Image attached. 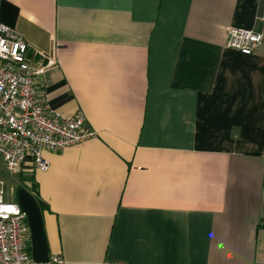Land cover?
Listing matches in <instances>:
<instances>
[{"label": "crops", "instance_id": "1", "mask_svg": "<svg viewBox=\"0 0 264 264\" xmlns=\"http://www.w3.org/2000/svg\"><path fill=\"white\" fill-rule=\"evenodd\" d=\"M261 7L0 0V23L54 53L39 99L96 133L44 151L47 171L0 159L35 264H264V46H225Z\"/></svg>", "mask_w": 264, "mask_h": 264}, {"label": "built area", "instance_id": "2", "mask_svg": "<svg viewBox=\"0 0 264 264\" xmlns=\"http://www.w3.org/2000/svg\"><path fill=\"white\" fill-rule=\"evenodd\" d=\"M257 20L259 30L228 27L225 46L245 55L264 46V0ZM54 57L32 49L16 29L0 23V159L9 174L28 161L47 171L44 151L61 152L96 136L81 110L62 115L39 99L37 81ZM4 193L0 179V264H35L28 253L26 213L17 202H5ZM49 264L63 260L53 256Z\"/></svg>", "mask_w": 264, "mask_h": 264}, {"label": "rangeland", "instance_id": "3", "mask_svg": "<svg viewBox=\"0 0 264 264\" xmlns=\"http://www.w3.org/2000/svg\"><path fill=\"white\" fill-rule=\"evenodd\" d=\"M6 192H7V193L5 194V199H6V197L9 195V193H8L9 191L6 190Z\"/></svg>", "mask_w": 264, "mask_h": 264}]
</instances>
